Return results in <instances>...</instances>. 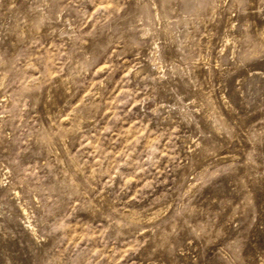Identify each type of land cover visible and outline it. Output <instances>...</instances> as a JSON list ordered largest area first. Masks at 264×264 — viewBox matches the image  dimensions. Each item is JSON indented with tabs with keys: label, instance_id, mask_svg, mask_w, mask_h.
I'll return each instance as SVG.
<instances>
[{
	"label": "rangeland",
	"instance_id": "1",
	"mask_svg": "<svg viewBox=\"0 0 264 264\" xmlns=\"http://www.w3.org/2000/svg\"><path fill=\"white\" fill-rule=\"evenodd\" d=\"M0 264H264V0H0Z\"/></svg>",
	"mask_w": 264,
	"mask_h": 264
}]
</instances>
